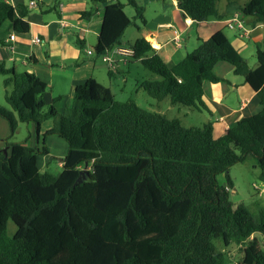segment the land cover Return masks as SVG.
Returning <instances> with one entry per match:
<instances>
[{"label":"trees","instance_id":"obj_1","mask_svg":"<svg viewBox=\"0 0 264 264\" xmlns=\"http://www.w3.org/2000/svg\"><path fill=\"white\" fill-rule=\"evenodd\" d=\"M6 1L0 0V28L9 21L14 32L29 33L30 9ZM90 1L105 8L93 50L100 58L124 46L134 21L120 2ZM175 1L195 23L224 18L220 0ZM243 1L241 15L264 24V0ZM126 2L135 19L146 24L144 7L137 0ZM237 3L229 0L228 5ZM95 12L92 8L80 16L89 20ZM77 43L86 48L85 42ZM130 47L133 60L160 78L141 84L158 101L169 98L172 105L208 111L203 84L221 82L214 68L227 62L258 95L262 111L235 122L216 139L211 122L186 128L179 119L141 108L134 100L118 102L92 78L75 87L72 106L59 113L45 103L44 80L0 63L4 86L11 89L6 95L10 109L0 105V116L9 122L12 136L20 124L34 123L39 133L44 122H54L40 148L9 143V154L0 152V264H226L216 240L229 248L264 236V209L253 213L244 204L235 206L232 180L228 177L226 187L217 182L218 175L228 174L249 155L264 181V46L256 53V69L223 32L198 39V47L177 64L164 62L144 38ZM49 136L69 147L58 175L41 172L37 164L49 154ZM84 170L89 174L79 184ZM9 222L17 227L12 237ZM242 252L239 264H264V250L243 246Z\"/></svg>","mask_w":264,"mask_h":264},{"label":"crops","instance_id":"obj_2","mask_svg":"<svg viewBox=\"0 0 264 264\" xmlns=\"http://www.w3.org/2000/svg\"><path fill=\"white\" fill-rule=\"evenodd\" d=\"M32 1L37 3L36 8H30ZM140 1H142L140 6L145 9L146 24L141 27L136 25L137 32L132 33L130 46L137 39L144 38L166 63L181 62L187 53L196 49L198 39L208 40L217 32H223L245 59L246 54L252 56L263 49L264 24H255L253 18L242 16L235 4H227L225 12L219 9L220 14L224 16L222 20L195 23L184 16L175 0H163V5L158 0ZM166 1L170 4L168 5ZM6 2L12 7L25 5L30 9V14L26 18L30 32L16 33L9 21L3 23L0 28V63L8 69H14L18 74L32 73L44 80L48 84L44 96L45 103L54 105L59 113H64L72 106L75 87L92 78L110 89L114 96V87H119L121 92L126 91L136 71L137 78L134 80L136 90L141 89V84L144 82L160 80L142 81L141 79H146L147 75L144 73V78H141L139 69L133 67L134 63L141 64L140 60H130L127 65L120 62L117 70L114 71L101 58L89 56L85 49H80L78 41L85 42L86 46L92 44L94 50L103 25L104 6L93 5L90 0H7ZM108 2L114 3V0ZM53 7L54 11L46 13ZM92 8L96 9L92 18L82 19L80 13ZM237 14L240 15L245 29L249 31L248 37H243L241 29L228 27L229 21ZM224 30L231 32V38ZM193 33L196 34L195 40L191 37ZM13 34L15 40L10 41V36ZM185 34H189L187 43L183 39ZM36 37L42 39L41 45L33 43ZM257 66L258 64L253 69ZM214 73L222 81L204 82L203 101L208 108L206 112L210 115V118L206 119L207 123H212L214 138L217 139L235 122L260 113L262 105L258 95L244 79L234 74V67L231 64L219 62L214 68ZM130 100L138 104L136 99ZM154 112L166 116V112L161 110ZM53 127L52 119L41 125L39 133L34 123L20 124L17 132L12 136L9 122L0 116V152L9 154V143H25L30 148H40L43 135ZM46 146L49 154L38 158V168L41 172L47 173L55 169L62 171L63 160L69 150L68 144L62 138L49 136L46 139ZM16 231V229L13 231V236ZM254 237L255 235L252 239Z\"/></svg>","mask_w":264,"mask_h":264},{"label":"rangeland","instance_id":"obj_3","mask_svg":"<svg viewBox=\"0 0 264 264\" xmlns=\"http://www.w3.org/2000/svg\"><path fill=\"white\" fill-rule=\"evenodd\" d=\"M159 3L163 5V0H158ZM236 1V0H232ZM114 2H120L125 7V12L133 21L134 24L129 28V30L126 32L123 42L125 47H129L130 43H132V33L137 32L136 25L142 26L141 22L139 20L135 19V10L133 7L127 5L126 0H114ZM138 4L141 5L142 1L137 0ZM229 0H220L218 3V7L221 12H225L226 5L228 4ZM245 1L238 0V3L236 4L238 6V11L240 13V8L244 4ZM166 3L169 5L170 2L166 1ZM169 8V6H167ZM167 8V9H168ZM226 34L231 38V32L228 30H224ZM189 34H185L183 36V39L188 42L187 37ZM192 39H196V34H192ZM197 41V40H196ZM198 42V41H197ZM184 44V43H183ZM198 44V43H197ZM92 44L89 43V45L86 46L85 51L92 50L93 51ZM198 47V45H197ZM196 47V48H197ZM250 67L253 69L255 65L257 64L256 54H253L252 56L249 54L245 55ZM133 67L136 69H139L140 77L146 79L143 80H151L154 81L156 79H160L154 74L150 73L140 63H134ZM137 72V71H136ZM136 72L134 73V77L131 78L130 84L126 91L121 92L119 87H114V93L116 96V100L118 102H125L126 100L130 99H136L138 101V105L141 108H144L149 111H158L161 110L162 112H166V116L170 119H179L182 124L186 128H200L207 124V118H210V115L206 111L199 112L195 109H190L185 106L176 105L172 106L170 103L169 98H165L161 101V103L158 102V100L150 97L144 90L138 89L136 90V87L134 86V80L137 78ZM145 73V75H144ZM6 77L0 75V105L6 108H10L9 105L6 102V95L7 92L11 91V89H6L4 86V80ZM240 79L243 80L242 77ZM138 93V95H137ZM159 103V104H158ZM26 142H27V135ZM29 142V140H28ZM54 165H56L54 163ZM61 171L58 169H55L54 171L50 172L52 175H58ZM228 177L232 180L234 183V189L230 190V201L235 205L244 204L251 212L258 213L260 210L264 209V181L261 178V172L258 168V162L255 159V157L249 155L246 160L242 163H239L235 166H233L229 173H223L217 176V182L221 187H226L228 185ZM9 236L12 237L13 231L17 227L13 224V222H9ZM215 245L217 246V249L220 251H223L226 254V264H239V262L242 259L243 256V246L250 247L255 250H264V236L261 235H255V237L250 239L246 244L243 246H237L233 245L229 248H224L223 243L221 239H218L215 241Z\"/></svg>","mask_w":264,"mask_h":264},{"label":"built area","instance_id":"obj_4","mask_svg":"<svg viewBox=\"0 0 264 264\" xmlns=\"http://www.w3.org/2000/svg\"><path fill=\"white\" fill-rule=\"evenodd\" d=\"M37 3L32 1L30 3V8H36ZM229 29L239 28L242 30L243 37L249 36V31L245 29L243 21L240 19V15H236L231 21L228 23ZM15 40V34L10 36V41ZM178 41V40H177ZM33 43L37 45L42 44V39L36 37L33 39ZM89 56L94 55V51L87 50L86 51ZM135 52L131 47L119 46L113 48L111 51H108L100 58L112 69L117 70L118 63L123 62V64L127 65L130 60L134 59Z\"/></svg>","mask_w":264,"mask_h":264},{"label":"water","instance_id":"obj_5","mask_svg":"<svg viewBox=\"0 0 264 264\" xmlns=\"http://www.w3.org/2000/svg\"><path fill=\"white\" fill-rule=\"evenodd\" d=\"M5 154H7V153H5ZM86 168H87V165H86ZM86 172V173H85ZM89 173H88V171L87 170H84V172H81L80 173V177L78 178V183L79 184H81V183H83L84 181H85V179H86V175H88Z\"/></svg>","mask_w":264,"mask_h":264}]
</instances>
